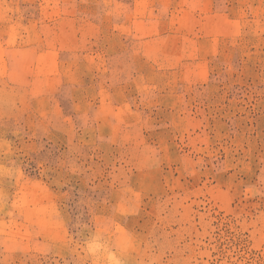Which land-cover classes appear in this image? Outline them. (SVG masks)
I'll return each mask as SVG.
<instances>
[{
    "label": "rangeland",
    "instance_id": "374dc122",
    "mask_svg": "<svg viewBox=\"0 0 264 264\" xmlns=\"http://www.w3.org/2000/svg\"><path fill=\"white\" fill-rule=\"evenodd\" d=\"M108 252L264 264V0H0V264Z\"/></svg>",
    "mask_w": 264,
    "mask_h": 264
},
{
    "label": "clouds",
    "instance_id": "9594fccd",
    "mask_svg": "<svg viewBox=\"0 0 264 264\" xmlns=\"http://www.w3.org/2000/svg\"><path fill=\"white\" fill-rule=\"evenodd\" d=\"M104 248L98 236L93 237L88 241V249L91 253H96L97 251ZM107 264H122L121 260L112 252L107 253Z\"/></svg>",
    "mask_w": 264,
    "mask_h": 264
}]
</instances>
